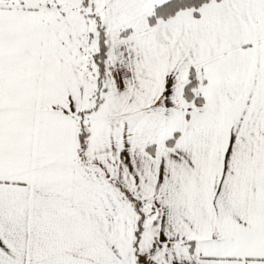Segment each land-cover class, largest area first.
I'll return each instance as SVG.
<instances>
[{"label":"snow or ice","instance_id":"1","mask_svg":"<svg viewBox=\"0 0 264 264\" xmlns=\"http://www.w3.org/2000/svg\"><path fill=\"white\" fill-rule=\"evenodd\" d=\"M0 264H264V0H0Z\"/></svg>","mask_w":264,"mask_h":264}]
</instances>
